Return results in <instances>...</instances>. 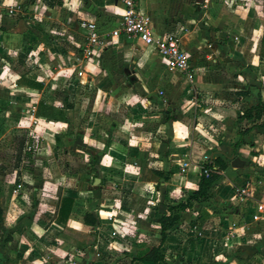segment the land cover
Listing matches in <instances>:
<instances>
[{
	"label": "rangeland",
	"instance_id": "rangeland-1",
	"mask_svg": "<svg viewBox=\"0 0 264 264\" xmlns=\"http://www.w3.org/2000/svg\"><path fill=\"white\" fill-rule=\"evenodd\" d=\"M59 1L60 5L64 4L63 6L69 10L76 6L75 12L79 11L96 18L99 33L103 36L102 48L107 52V47L110 46V43L107 44L109 32L115 28V24L107 25V16L113 15L106 11L107 5L104 4L107 0ZM221 1L228 6L231 4V0ZM234 1L235 6L231 4L234 9L245 10L244 12L248 13L243 15V18L240 16L244 21L241 38L242 35L249 33L251 19L260 23L257 25V37L254 42L257 51L256 49L253 51L262 60L264 0ZM27 2L29 0H0V31L12 25L15 19H19L26 24L27 40L41 39L46 43L44 48L46 56L42 53L44 61L42 68L47 87L43 88L38 97L45 109L44 113L48 116L45 119L48 120L41 124L45 132L40 133L35 128L37 135L31 131L7 132L1 126L0 120V264H129L131 259L158 243L157 236L152 234L153 219L157 218L160 212H164L166 203L184 202L189 193L181 190L168 197L167 188L160 187L159 184H164L170 179L169 173L165 177L162 174L156 176L157 180L154 183L143 187L139 185L140 165L151 171L152 167L147 162L151 157L147 150L135 149L138 143L127 142L121 150L126 155L123 164L129 165V169H124L125 166L119 163L114 166L113 161L107 160L108 144L117 147L123 145L122 142L115 144L107 141V86L110 82L107 70L113 69L107 66L104 57L105 64L100 67L95 78L89 77L86 80L84 78L82 83L73 84L67 82L64 76L54 77V72L59 69L58 63H61L65 53L68 50H75L73 46L60 41L56 36L59 20L63 15L48 17L50 19H43L40 25L32 27L31 22L43 18L42 11L37 19H31L30 14L17 15L12 12L13 9H23ZM68 13L70 15V11ZM76 36L78 33L74 35L75 39L78 38ZM22 42V45L26 46L24 38ZM26 49L23 47L20 51L6 50L5 54L13 58L11 64L16 63L21 67L29 52ZM39 55L37 51L31 56L37 59ZM137 55L139 51L132 54L131 63L128 64L134 65ZM154 55L153 53L152 57L156 58ZM34 62L30 63V66L34 68L32 76L36 78ZM155 64L156 61H152L150 66L153 67ZM69 66L65 63L63 67ZM26 68L29 66L26 65ZM161 69L160 72L169 73L173 82L171 86L153 84L151 77H148L150 71L147 69L139 84L149 87V90L145 89L149 96L141 97L143 106L136 112L127 111L128 115L136 117L128 119V124L142 129L143 138L150 141L153 137L160 141L166 140L167 127L164 124L176 118L179 111L175 106L182 104V101L184 103L186 98L193 97L180 93L183 87L180 74L163 67ZM22 71L20 68L19 72ZM116 77L119 80V76ZM195 97L196 105L201 106L202 98L199 95ZM152 98L155 99L152 106L145 103ZM246 104L247 102L241 103V113ZM157 109L160 110L158 120L160 132H156L157 128H151L150 125L151 114L158 113ZM59 113L62 115L61 120ZM215 115L219 116L216 113ZM204 128L212 136L210 141L216 142L221 133L219 128L211 124ZM245 129V125L238 127L240 132ZM130 131L128 129L124 132L127 138L131 136ZM201 133V138L194 133L191 139L203 141L208 137L204 132ZM22 139L26 141L23 148L28 155L20 151L19 142ZM98 142L101 144H97ZM147 144L150 150L153 149L152 142ZM130 148L135 150L130 151ZM207 156L199 166L207 161ZM107 166L111 168L107 169ZM185 170L184 165H180L179 175ZM261 172L263 171L254 167L252 174L258 175ZM144 176L142 174V177ZM94 179L98 180L96 184H93ZM240 187L247 189L245 184ZM61 198L72 200L70 214L65 224L55 221V212ZM225 204L220 205V211L223 207L227 209ZM192 205V209H186L179 214V221L173 233H170L161 245L164 252L162 264H264V229L249 226L246 232L256 233L247 244L242 240L240 246L224 244L212 230L208 229L206 235L195 233L190 224L200 216V209L196 204ZM156 208L158 212H154ZM85 213H90L95 218L94 227L88 228L81 224L82 215Z\"/></svg>",
	"mask_w": 264,
	"mask_h": 264
},
{
	"label": "crops",
	"instance_id": "crops-1",
	"mask_svg": "<svg viewBox=\"0 0 264 264\" xmlns=\"http://www.w3.org/2000/svg\"><path fill=\"white\" fill-rule=\"evenodd\" d=\"M138 3L139 9L149 18L153 36L173 35L177 38L179 47L186 52L190 77L187 78L176 72L181 75L183 81L180 93L183 96L192 95L193 97H188L184 103L182 101V104L179 103L175 106L179 113L176 118L166 121L164 124L167 127L168 135L165 141H160L154 137L151 141L143 138L142 129L128 124V119L134 115L127 114V111L134 113L140 106H143L141 97L148 98L149 96L145 90H149V87L139 84V81L147 69L150 71L148 77H151L152 83L155 85L171 86L172 79L169 73L160 72L161 68H165V66L151 48L134 39L110 38L108 36L107 44L110 43V46L107 47V52H104L101 45L97 61H83L82 77L80 78V83L84 78L85 80L89 77L95 78L100 67L105 64L104 57L107 66L109 65L113 69L112 71L107 70V74H109L107 78L110 81L109 86H107V141L115 144L122 142L123 145L117 147L108 144L107 160L113 161L112 165L114 166L117 163H125L126 155L121 152L124 145L127 142L138 143L135 149L147 150L151 157L146 160L152 167L151 171L140 165L138 184L143 187L149 183H154L157 180L156 176L162 174L165 177L169 173L171 174L170 179L164 184H159V186L167 188V195L170 197L181 190L187 191L190 195L196 189L201 161L206 159V155H208L207 161L219 158L225 169L216 171L218 177L209 188L208 199L198 203L193 202L199 206L200 216L190 226L193 227L195 233L200 235H206L208 229L212 230V233L224 244L231 243L240 246L241 240L247 244V241L251 237L253 238L256 232L249 234L246 230L249 226L263 230L264 218L257 222H251L248 219L242 222L240 210L233 205L235 203V191L242 188L240 186L243 184L246 185V190L250 196L247 206L252 201L264 202V138L263 129L260 128L264 121V58L260 60V57L253 51L254 49L257 51L254 42H256L257 37V25L260 23L251 19L249 33L242 35L241 38L240 33L244 27V21L241 18L248 13L244 12L245 10L234 9L231 4L230 7L221 0H138ZM63 5L51 7L49 11L43 10V18L40 17L39 21L31 22L32 27L40 25L39 23L43 19H50L48 17L63 15L58 23L59 29L64 17L74 19L76 13H79V16L81 13L83 17H91L96 20L95 17L85 15L82 12H75L76 6L69 10ZM104 5H107L106 11H109V14L112 13L116 16H107V25L115 24L114 27H116L118 24L117 15L121 12L118 1L107 0ZM44 7L48 8L47 6ZM12 12L17 15L19 13L30 14L31 19H35L33 16L38 17L36 12L32 13V10L26 11L24 8L21 10L13 9ZM100 18L103 17L100 16ZM14 21L12 25H8L0 31L1 126L10 133L31 131L37 135L35 128L40 133L45 132L41 124L48 120L34 114L39 103L38 95L42 93L45 86L47 87L42 68L44 65L42 53L46 56L44 50L46 43L41 39L27 40L26 24L19 19ZM71 29L68 30L69 34L74 36L78 33L79 35L80 31L73 29V27ZM75 31L76 34H74ZM76 37L79 38V36ZM23 38L27 43L26 46L22 45ZM78 38L75 39V42H78ZM60 41L73 46L61 39ZM23 47H26L29 52L24 58L22 66L19 67L16 63L11 64L13 58L5 54L6 50L20 51ZM37 51L40 55L35 59L31 55ZM75 51L76 49L74 51L68 50L65 53L61 63H58L59 69L54 72V77H57L58 71L73 67L69 54ZM135 51H139V55H137L136 63L131 66L128 63H131L132 54ZM152 52L157 59L152 57ZM106 53L107 56H105ZM33 61H35L34 66L36 67L34 72H37L35 76L38 79L32 76L34 68H31L30 63ZM152 61H156L153 67L150 66ZM65 63L70 66L63 67ZM26 65L29 66L28 69ZM20 68L23 69L22 72H19ZM126 70L130 71L129 75L133 76L134 82L128 81V76L125 74ZM116 76H119V80ZM125 80L126 82H124ZM52 88L54 89V86ZM197 95L203 100L201 106H197L194 101ZM154 101L155 99L152 98L145 103L152 106ZM242 102H247L243 111L250 109L252 112L253 116L248 120L241 117L243 113L240 112ZM156 111L158 113L151 114L152 122L150 125L151 128H157L156 132H160V122L158 121L160 110L157 109ZM37 123L39 124L37 125ZM210 124L221 131L216 142L210 141L212 136L204 128L209 127ZM243 125L246 129L241 132L238 131V127ZM128 129L131 130L130 138H127V134L124 133ZM201 131L209 139L205 138L203 141L191 139L194 133H197L198 137L201 138ZM38 137L42 136L38 135ZM148 142H152L153 149H149ZM94 143L96 144V140ZM97 144H101V142ZM135 149L130 148V151ZM234 158L241 161L243 166H231V161ZM139 163L142 164L141 161ZM123 165L125 166L124 169H129V165ZM180 165H184L186 168L182 175H179L178 172ZM254 167L263 172L258 175L252 174ZM110 168L107 166V169ZM142 174L145 176L142 177ZM222 203H226L227 209L223 207L220 211L219 207ZM166 204L165 208L175 205L169 202ZM148 205L149 203L146 204V206ZM156 211L158 212V209L154 212ZM164 212H160V215ZM159 216L153 219L154 230L152 234L155 237L157 236ZM174 229L175 226L171 228L169 234H172ZM229 234H232L233 237L225 240Z\"/></svg>",
	"mask_w": 264,
	"mask_h": 264
},
{
	"label": "built area",
	"instance_id": "built-area-1",
	"mask_svg": "<svg viewBox=\"0 0 264 264\" xmlns=\"http://www.w3.org/2000/svg\"><path fill=\"white\" fill-rule=\"evenodd\" d=\"M121 12L117 15L118 24L109 32L110 38L123 37L134 39L142 45L151 48L159 58L160 62L169 71H177L187 78L189 74V61L185 51L179 45L178 40L173 35H163L154 37L150 27L149 18L139 9L138 0H117ZM244 1V0H239ZM231 4L235 6V1L231 0ZM32 13L39 14V11H49L50 8L44 7L39 0H34L31 8ZM35 19L38 17L33 16ZM112 17H116L112 15ZM61 27H59L56 36L61 40L66 41L74 46L75 52L69 54L70 61L73 64L72 68H66L58 71L57 76H64L67 82L80 84L82 77V62L97 61L101 49V40L96 20L91 17L79 16L76 13L74 19L64 17ZM80 31L78 42H75L74 36L69 34V29ZM206 174V171H202ZM250 196L245 188H239L235 191V203L240 212V220L243 222L248 219L251 222H257L264 218V202L252 201L249 206L247 202ZM232 234L225 237L232 238Z\"/></svg>",
	"mask_w": 264,
	"mask_h": 264
},
{
	"label": "trees",
	"instance_id": "trees-1",
	"mask_svg": "<svg viewBox=\"0 0 264 264\" xmlns=\"http://www.w3.org/2000/svg\"><path fill=\"white\" fill-rule=\"evenodd\" d=\"M39 2L47 6L48 8L59 6V0H39ZM34 1L29 0L25 4V10H31ZM34 86V84H32ZM43 110V111H41ZM45 109H43L42 104L40 102L37 104L35 110V116L47 118L48 116L44 113ZM251 110L243 111L241 117L246 120L250 119L253 115L251 114ZM60 120L62 119L61 113H59ZM263 129V138H264V121L260 126ZM23 145H26V141L22 139L19 142L20 151L25 155L26 151L23 148ZM28 155V153L26 154ZM225 166L222 164L219 158H215L214 160H209L201 164L198 170V182L196 185V189L186 198L184 202L177 203L173 206H167L165 208V212L162 213L158 220V230H157V238L158 245L156 247H151L149 249L144 250L134 259H131L129 264H133L134 262L145 263V264H162L164 260V252L161 249V245L167 239L171 228H173L179 221V214L183 213L184 210H189L192 207V203L202 202L208 199V191L211 185L215 182L218 175L216 171H223ZM203 170L206 171V174H203ZM72 200L70 198H61L59 200L58 209L55 212V221L60 224H65L66 220L69 217L70 209H71ZM81 223L84 226L92 228L95 226L96 220L90 213H85L82 215Z\"/></svg>",
	"mask_w": 264,
	"mask_h": 264
},
{
	"label": "water",
	"instance_id": "water-1",
	"mask_svg": "<svg viewBox=\"0 0 264 264\" xmlns=\"http://www.w3.org/2000/svg\"><path fill=\"white\" fill-rule=\"evenodd\" d=\"M125 74H126V76H128V81L129 82H134L135 81L134 78H133V76H130L129 75L130 74V71L129 70H126L125 71ZM231 166L240 167V166H243V163L241 161H239V160H237V159L234 158L231 161ZM97 182H98V180L94 179L93 184H96Z\"/></svg>",
	"mask_w": 264,
	"mask_h": 264
}]
</instances>
